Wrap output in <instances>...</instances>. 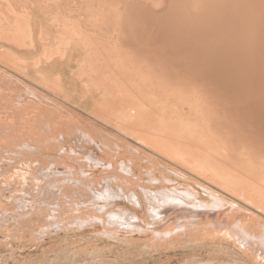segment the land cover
<instances>
[{
  "label": "rangeland",
  "instance_id": "obj_1",
  "mask_svg": "<svg viewBox=\"0 0 264 264\" xmlns=\"http://www.w3.org/2000/svg\"><path fill=\"white\" fill-rule=\"evenodd\" d=\"M158 1L0 0V264H264V181L175 104L194 87L222 99L213 84L235 104L234 88L208 73L165 66L155 46H144L139 27L154 38L170 12L167 0ZM152 8L158 19L147 13ZM225 12L221 1L211 5L220 35ZM136 14L141 25L132 22ZM134 100L171 118L174 132L182 131L174 133L175 147L144 140L143 123L129 130L138 122L127 108ZM257 108L251 119L261 129L264 107ZM217 109L228 111L221 103ZM243 186L260 195H244ZM169 196L191 204H164ZM152 199L176 217L168 209L154 214ZM193 204L199 224L179 208Z\"/></svg>",
  "mask_w": 264,
  "mask_h": 264
},
{
  "label": "bare ground",
  "instance_id": "obj_2",
  "mask_svg": "<svg viewBox=\"0 0 264 264\" xmlns=\"http://www.w3.org/2000/svg\"><path fill=\"white\" fill-rule=\"evenodd\" d=\"M219 1L223 3V8L226 9V12L223 13L224 31L221 33V35L218 32L219 24L217 26H214L213 24L214 14L210 13L211 5L213 3H219ZM142 2L144 3V1ZM162 2H164V0H159V5ZM167 3H169L168 8L170 12H165L166 17H162L164 19V22H162L164 25L160 24L159 27L161 25H163L164 27H161L158 31L156 27V30L153 33L155 39L150 36H145L144 33L146 32L141 33L142 28L141 26L139 27L141 41L145 42L144 46L148 47L150 50H153L152 47L155 46L157 60L159 63H161V61H166L164 62L165 66L167 62H170L171 64L173 63L182 66L184 71V67H187L189 71H196L198 73L203 72L206 73L205 75H212L213 78L219 80L221 84L233 87L234 90L231 91L233 92L236 98V103L234 104L233 102L235 100L231 99V95L229 92H226L223 88L216 86L217 84H213L215 88L213 89L212 87V92H214L216 88L219 89V91H221L222 93L226 92V94L221 93L222 99L217 100V96L212 98V96H209L208 93L198 92L196 87H194L191 88V90L188 92L180 93L177 95L176 98L179 99H177L175 102L176 106H183L184 113L188 114V116H196V118L201 122V124L204 125V131H208V135L213 133V137L217 139L218 142L223 141L224 143L222 144H226L231 149L230 150L225 146L230 155H233L231 153L232 151H235V153L238 155L240 154L239 157H243L244 161V163H242L244 165L242 166V169H244L248 175H250L253 179L264 181V179H262L264 177V126L261 129H259V127L257 129L256 126L258 124L253 122V119H251V116L255 114V112L252 111V108L258 107L257 109H261V107H264V0H167ZM147 13H151L153 17L158 19L157 15L160 13V11L156 12L152 8ZM133 16L134 17L132 19V22L139 24V16L136 17L137 14ZM145 20L146 23L149 24L148 19L145 18ZM155 24L156 23H150V25L153 26ZM221 28L223 30V27ZM217 33L219 34V36ZM207 34H209L208 37ZM213 34H215L218 38L211 41V37ZM142 37H144L145 39H143ZM130 38L132 37H129V39ZM196 50L198 53L196 52ZM152 69L155 68L152 67ZM173 72L174 71H172V73ZM174 77L175 76L172 75L173 79ZM175 80L176 85H183L182 81L179 80V78H176ZM238 95L242 98L241 102L238 101ZM181 96L183 98L185 97L187 100L185 98L184 100L180 99ZM227 97H230V99H228ZM163 99V97H160L159 101ZM152 100H149L150 103H152ZM217 101L219 103H217ZM122 103L125 104L126 102L123 101ZM220 103L224 108L226 107L228 110L227 112H225V114L218 113L217 108H219ZM144 104L146 103L144 102ZM144 104L142 103V105ZM142 105L136 102L135 100L129 101L127 108H129L130 106L132 108L134 116L138 119V122L136 123H134V119V121L131 120L130 124L132 126L129 127V130L131 131L134 130L135 127L137 128L136 125L135 127H133V124L143 123V130L145 132H143L144 134H141V136L144 138V140L154 138L156 139V142L162 144L160 145V147H163V145L166 146L167 143H172V147H175L176 141H174V133H176L175 137L178 135V138L180 133L182 134V131H180L182 128H179V126L177 125L176 127L174 126L175 129L178 127L180 131V133L177 134V132H174V130L172 129V123H169V120L171 118H168L169 120H167V118L164 117L165 114H161L160 111L158 113L163 117L155 114L156 112L154 111H157L155 110L156 108L153 107L145 109L147 108V106L145 105L144 107ZM113 106H121V102L118 101ZM160 106L162 105H159V108ZM114 109L117 110V108ZM139 120L141 122H139ZM177 123L178 122L176 121V124ZM196 123L200 125V123ZM233 124L237 126L236 129L233 128ZM180 126L182 127L184 125L180 124ZM254 127L256 128L251 131V129H253ZM224 129L226 130V135L228 137H225V135L223 134ZM171 130L172 132H170ZM187 130L188 129H186L185 131ZM246 130H250V136H247ZM189 135L192 136L191 129L187 133V136ZM193 135L195 137L196 133H194ZM220 137H225L227 141L221 140ZM229 137L232 139H230ZM176 140L178 142H181L179 141L180 139ZM152 142L153 144H157L154 142V140ZM159 143L157 145H159ZM184 147H186V145ZM239 157L237 158L241 160V158ZM252 162L256 165H254ZM244 170L241 171L245 172ZM245 189L248 190L247 194L252 195L251 197L255 195H260L259 192L254 190L250 191V188H246L245 186H243L241 187V192H243L244 195L246 191ZM143 190L144 193L146 192L145 194L149 193V191H147V188ZM99 194L101 197V195L103 196L107 193L101 191ZM107 195H109V193ZM149 196L148 197L151 198L152 195L149 194ZM140 197L141 196H137L138 203L143 204ZM172 199L175 203L183 202L185 204H191V201L186 200L185 198H178V196H169L166 200H164V204H170V202H172ZM152 201L153 213L157 216L160 214L162 215L164 213H162V211L166 212L168 210H172V207L166 208L164 206V208L162 207L161 209L160 206H156L157 204L156 202H154L153 199ZM200 203L201 205L205 206L203 202L200 201ZM180 205L181 204H179V206ZM194 205L195 204H193L192 207H190V205H182V207L179 208L187 209L188 211H190L191 215H193L192 217L194 218V221H198L197 223L199 224L203 221V216L199 215L200 210L198 209V207L196 210L194 209ZM104 207H106V205H104ZM110 213L111 215L116 217H126V219L127 217L131 216L127 215L129 214V212L125 213L124 211H111ZM133 213L135 214V212ZM171 213L166 212L164 214L171 218H175L176 215L173 214L174 212L172 214ZM202 214L206 215L204 211ZM135 215L138 217L137 213ZM223 215V213L218 215L220 218L217 220V222H220ZM215 221H213V224H217L215 223ZM180 225L184 226L185 228L188 227L186 223H182ZM217 225L225 226L223 223ZM217 225H214V227ZM226 225L228 226L229 224ZM245 228L247 227L245 226ZM240 232L243 235H246L248 240H250V231L244 230L242 228ZM252 236H254V233H252ZM247 238L245 239L244 237L245 241L247 240ZM254 238L256 237L254 236Z\"/></svg>",
  "mask_w": 264,
  "mask_h": 264
}]
</instances>
